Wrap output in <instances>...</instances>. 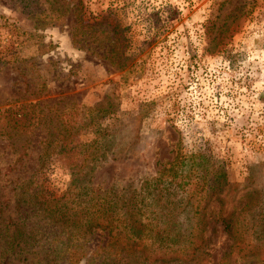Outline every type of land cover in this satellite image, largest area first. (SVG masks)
I'll use <instances>...</instances> for the list:
<instances>
[{"label": "rangeland", "instance_id": "1", "mask_svg": "<svg viewBox=\"0 0 264 264\" xmlns=\"http://www.w3.org/2000/svg\"><path fill=\"white\" fill-rule=\"evenodd\" d=\"M30 1V12L59 19L41 25L20 0H0V264H64L56 243L35 239L28 204L32 192L50 202L70 186L73 156L57 154L56 138L77 117L99 119L110 135L93 185L174 182L165 193L182 236L171 247L204 242L209 264H218L231 240L217 216H237L252 197L264 210V0H82L84 22L110 16L120 27V66L73 44L70 0ZM84 123L66 137L68 148L93 140ZM205 176L213 187L201 190ZM197 214H206L198 229ZM6 224L22 233L15 242L3 237Z\"/></svg>", "mask_w": 264, "mask_h": 264}, {"label": "trees", "instance_id": "2", "mask_svg": "<svg viewBox=\"0 0 264 264\" xmlns=\"http://www.w3.org/2000/svg\"><path fill=\"white\" fill-rule=\"evenodd\" d=\"M20 1L22 9L28 11L29 16L33 15L35 19L39 17L37 21L41 25L59 19L37 7L30 12L31 1ZM66 10L76 21V28L71 34L74 45L108 60L113 66L124 63L125 38L117 23L107 21L110 16L102 17L97 22H84L82 0L75 3L70 0L66 3ZM60 11L51 9L53 14ZM100 51H103L102 54H99ZM94 120L91 118L86 124L83 118L77 117L67 120V126L61 130L56 125L53 127L54 132L58 130L56 141L61 142L57 154H65L67 150L73 156L68 166L71 184L61 197L50 202L40 200L36 192L29 194L32 202L28 205H32L34 211L32 216L38 218L35 239L37 236L40 240L56 243L53 253L61 257L64 264H79L84 259L85 264H92L94 257H97L99 264H191L189 261L193 257L195 264H209L206 258L209 252L203 250L204 242L195 243V248L190 251L187 247H171L182 236L181 233L178 236L174 234L180 217L179 213L174 214L177 205L175 198L165 193L166 188L174 182L164 186V180L159 177L145 181L139 189L127 187L120 191L113 186L101 190L93 185L94 172L111 150L105 144L110 135L103 134L97 122L99 119ZM82 123L92 130L93 140L68 148L66 137L72 134L77 124ZM43 155H46L45 151ZM206 182H209L206 176L198 181L201 190L205 186L208 189L213 187V183ZM175 185L178 187L179 184ZM27 193L25 184L22 192L14 194L19 198L16 207L25 203L24 195ZM258 204L259 198L252 197L237 216L233 213L217 216L224 233L231 240L218 264H264V210ZM195 219L196 229L198 226L204 227L206 214H197ZM3 232V237L9 238L10 242L22 236L18 229H10L7 224L3 226ZM249 236L253 242H250ZM29 238L30 234L27 236ZM94 238H101L104 244L102 247L99 244L92 251L89 245ZM168 250L170 253H167ZM100 255L102 259L98 260ZM33 264L45 262L35 260Z\"/></svg>", "mask_w": 264, "mask_h": 264}]
</instances>
